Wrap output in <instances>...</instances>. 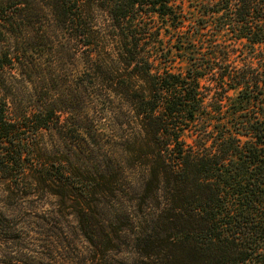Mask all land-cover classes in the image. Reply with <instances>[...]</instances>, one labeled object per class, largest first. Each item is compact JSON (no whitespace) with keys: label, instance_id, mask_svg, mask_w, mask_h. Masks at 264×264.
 <instances>
[{"label":"trees","instance_id":"trees-1","mask_svg":"<svg viewBox=\"0 0 264 264\" xmlns=\"http://www.w3.org/2000/svg\"><path fill=\"white\" fill-rule=\"evenodd\" d=\"M44 1L92 84L111 103H129L138 131L127 144L144 177L137 187L110 163L112 171H89L77 182L70 157L49 156L42 141L45 131L65 136L75 123L52 100L13 119L0 93V179L26 194L41 188L62 199L112 200L107 212L99 199L79 207L81 228L97 250L130 246L136 264H264V110L263 117L250 112L264 104V72L254 63L219 72L216 51L177 0ZM203 1L205 17L224 20L236 39L264 55V0ZM27 7L36 10L37 0H0V42L30 18ZM99 12L112 23V41L97 23ZM164 33L176 43L166 47ZM176 59L184 70L174 71ZM210 76L212 97L201 87Z\"/></svg>","mask_w":264,"mask_h":264},{"label":"rangeland","instance_id":"rangeland-1","mask_svg":"<svg viewBox=\"0 0 264 264\" xmlns=\"http://www.w3.org/2000/svg\"><path fill=\"white\" fill-rule=\"evenodd\" d=\"M177 3L192 13L191 21H196L195 27H199L206 47L210 45L216 51L217 67L222 68L219 72L228 66L244 67L251 63L264 72L261 48L252 49L246 40L236 39L231 28L223 27L224 20L205 17L203 0H177ZM37 4L36 10L27 7L30 18L23 21L24 24L17 20L21 25L14 26L15 36L0 42V65L3 63L0 66V93L8 101L11 117L17 119L35 113L51 100L55 101L63 111V118L75 123L76 128L72 127L65 136L54 131L44 132L42 141L48 147L49 156L66 161L64 155L67 154L71 161L68 168L76 172L73 177L75 180L78 176L80 180L76 181L79 183H85L89 171L98 173L103 168L112 171L113 167L121 165L138 187L144 173L143 169L135 168L137 163L127 144V139L136 136L138 131L129 103L123 98L111 103L101 88L92 84L91 76L84 74V61L82 55L76 53L74 43L57 26L45 1L37 0ZM97 23L105 28L112 41L110 19L99 12ZM193 29V26L187 28ZM163 39L166 47H169V40L176 43L169 33H164ZM116 41L111 42L115 47L119 43ZM17 53L20 59H16ZM6 54H12L14 60L11 63L5 60ZM175 61L172 63L174 71L185 69L184 61ZM120 74L124 75L121 81H128V72L123 67ZM213 78L206 77L201 83L203 93L209 97L215 93ZM228 96L235 97L236 93L229 92ZM263 110L264 104L259 102L250 112L263 117ZM78 169L80 173H77ZM11 186L0 179V264H136V255L130 246L124 245L120 252L115 247L106 252L95 249L84 236L79 207H87L93 199H99L107 212L113 205L112 200L96 197L62 199L41 188H33L26 194ZM94 202L98 203V200ZM92 206L95 205L92 203ZM89 221L96 223L90 215Z\"/></svg>","mask_w":264,"mask_h":264}]
</instances>
